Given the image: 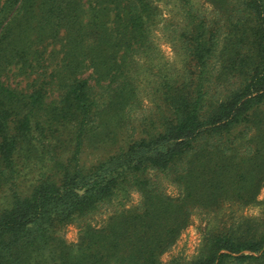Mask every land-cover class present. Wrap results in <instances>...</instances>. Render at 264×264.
Masks as SVG:
<instances>
[{
	"label": "trees",
	"instance_id": "1",
	"mask_svg": "<svg viewBox=\"0 0 264 264\" xmlns=\"http://www.w3.org/2000/svg\"><path fill=\"white\" fill-rule=\"evenodd\" d=\"M161 1L173 2L0 0V185H14L15 159L33 153L35 133L52 137L53 127L67 120L78 123L79 133L114 102H130L141 71V58L134 56L151 51ZM205 1L224 25L210 31L208 20L189 14L184 49L195 65L193 71L183 68L182 75L171 69L159 75L163 108L154 127L90 170L79 164L77 140L73 158L56 161L60 183L46 179L27 196L13 192L10 207L0 213V264H163L162 255L192 210L254 200L264 182V0ZM109 6L115 11L111 28L103 14ZM60 29L70 44L79 38V45L99 52L102 63L106 51L122 55L112 59V80L101 87L102 94L88 79L73 80L67 85L69 101L52 109L41 88L19 91L4 76L10 66L36 60L38 49ZM122 64H132L130 77L119 71ZM215 70L224 77L210 83ZM121 75L122 80L113 79ZM45 154L55 160L51 150ZM160 176L170 178L180 195H168ZM131 192L140 195L135 209L122 207L104 227L88 224L77 243L66 241L62 227L115 198L126 200ZM207 246L208 253L186 264H264V225L242 233L222 230Z\"/></svg>",
	"mask_w": 264,
	"mask_h": 264
},
{
	"label": "rangeland",
	"instance_id": "2",
	"mask_svg": "<svg viewBox=\"0 0 264 264\" xmlns=\"http://www.w3.org/2000/svg\"><path fill=\"white\" fill-rule=\"evenodd\" d=\"M189 1L188 5L176 0L172 3L162 1L157 3L159 15L149 37L152 43L151 51L134 56V60L141 58L137 60L141 71L134 79L137 91L135 96L130 98V102L123 103L122 99L114 102L111 108H105L106 111L98 116L97 121L88 124L79 133L76 129L78 123L67 120L65 126L53 127L52 137L42 139L37 133L34 134L37 138L30 143L34 147L31 149L33 153H22L15 159L18 168L16 182L14 185L11 183L0 185V213L10 207L13 192L27 196L38 183L46 179L60 183L62 174L56 161L67 163L73 158L77 140L79 164L81 168L90 170L116 155L131 139L138 137L142 130L154 127L163 108L161 95L157 91L161 81L159 75L169 69L175 75H182L183 68L188 71L191 68L193 71L195 65L184 49V43L187 45L186 39L190 38L191 33L189 14L203 16L208 20L210 31L224 25L223 18L217 16L214 8L205 0ZM103 14L107 26L113 27L115 16L113 7L106 8ZM217 21L219 22L216 23ZM80 41L78 38L76 43L70 44L66 30L60 29L54 37L47 40L44 48L38 49L36 60H32L31 64L26 67L21 64L10 66L4 76L5 83L11 88L29 93L41 88L45 93L46 105L52 109L60 102L69 101L67 85L73 80L88 79L97 92L102 94L101 90L104 87L108 88V83L112 80V73L108 70L110 63L112 59L119 58L122 51L118 53L106 51L102 63L99 52L96 50L90 52L86 44L79 45ZM123 64L119 71L121 69L122 72L123 69L126 71L125 77H130L134 69L132 64L130 66ZM220 73L216 70L211 73L210 83L222 79L224 75L221 76ZM113 79L120 81L122 75ZM67 107L70 109L72 106L67 104ZM76 135H79L78 139ZM46 150L54 153L55 160H51V157L45 154ZM170 180L163 176L159 178L164 191L172 197H177L181 192ZM139 203L140 195L137 192H131L124 201H121V197L115 198L100 205L84 219L70 221L61 228V233L64 232L68 243L75 244L79 240L81 229L88 224L102 228L114 212L122 207L135 209ZM256 224L264 225V182L253 201H226L218 207L192 210L186 227L162 255L161 261L163 264H168L173 259L179 260L182 264L196 261L208 253L207 242L215 233L232 228L242 233Z\"/></svg>",
	"mask_w": 264,
	"mask_h": 264
}]
</instances>
